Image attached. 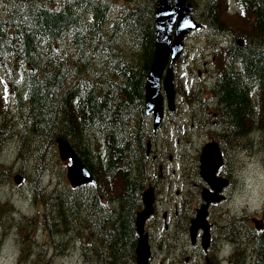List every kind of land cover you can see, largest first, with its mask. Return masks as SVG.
Here are the masks:
<instances>
[{
    "label": "trees",
    "instance_id": "trees-1",
    "mask_svg": "<svg viewBox=\"0 0 264 264\" xmlns=\"http://www.w3.org/2000/svg\"><path fill=\"white\" fill-rule=\"evenodd\" d=\"M188 1L204 24L212 78L184 91L189 102L209 108L205 119L197 118L200 130L218 140L220 171L232 178L238 152L259 146L264 153V0ZM155 6L156 0H0V73L14 89L7 98L0 93V152L11 140L17 144L29 168L18 171L30 178L41 207L32 223L39 221L50 238L83 241L84 264H136L143 192L149 184L160 192L166 174L164 155L147 151L154 141L145 87ZM195 64L190 70L197 74ZM58 136L94 182L69 181ZM198 154L196 145L184 150L193 179ZM11 173V166L0 167V187ZM12 206L0 199L8 220ZM260 213L261 228L246 213L225 210L216 218L232 264H264V207Z\"/></svg>",
    "mask_w": 264,
    "mask_h": 264
},
{
    "label": "flooded vegetation",
    "instance_id": "flooded-vegetation-1",
    "mask_svg": "<svg viewBox=\"0 0 264 264\" xmlns=\"http://www.w3.org/2000/svg\"><path fill=\"white\" fill-rule=\"evenodd\" d=\"M203 66L208 67V62H203ZM208 109L199 108L196 110L198 116L194 115V118L200 116L202 121ZM193 111L195 112V110ZM185 121L186 118L183 115V122ZM211 128L216 127L211 126ZM162 131L163 126L154 131L153 135V144L156 147V154L159 156L164 155V149L166 150L168 144L170 145L167 133ZM194 131L205 132L206 130L198 129ZM191 134L187 128L186 135ZM192 143V140H187L183 144L180 143V140H177L175 144L178 150L169 153L168 157L163 160L166 174L160 183V192L155 193L154 214L146 224L151 244V256L148 264H232V252H227V250H230V246L228 248L227 241L221 238L217 232L215 220L216 206L223 200L210 202L209 204L207 218L210 224V236L208 238L204 237L203 228L198 229L195 236H192L190 232L191 220L196 214L197 207L202 204L200 191L203 186L200 176L195 179L190 177L188 159L184 155V150L190 147ZM169 169L173 171L175 177L170 176ZM197 172L199 174V166ZM176 180L178 186L179 184L185 186L188 183H191V186L182 197H180V190H177V199L174 198L172 201L168 195L173 182ZM230 184H232V180H230ZM228 186L224 187L223 193H225ZM217 213H221V211ZM23 223L21 222L18 231L21 241H17L19 264H26L31 261H42L41 264H57V261L62 260L64 257H69L72 264H84L86 254L83 241L78 238L64 241L60 237L50 238L42 228L43 234L47 235V242L37 241L36 236L32 242H26L23 241L24 235L33 231L37 225L33 224L32 221L29 222L30 226H24ZM158 223L162 224V230L157 233L159 238H156L155 233ZM24 227H26L27 232L23 231ZM38 229H41L39 224ZM1 240L2 236L0 235V242H2ZM47 244L49 247L46 246ZM41 246L44 248L43 251L40 249ZM32 250H36V253H32Z\"/></svg>",
    "mask_w": 264,
    "mask_h": 264
},
{
    "label": "water",
    "instance_id": "water-1",
    "mask_svg": "<svg viewBox=\"0 0 264 264\" xmlns=\"http://www.w3.org/2000/svg\"><path fill=\"white\" fill-rule=\"evenodd\" d=\"M194 5L187 0H156L155 6V49L154 58L149 70L146 87V111L153 114V126L157 129L164 116V96L168 109L175 110L176 90L174 87L173 62L184 51V39L193 30L202 28V22L193 14ZM171 60V62H169ZM164 91V93H163ZM59 154L69 160L67 176L74 185L94 182L95 177L82 161L70 142L57 137ZM200 175L205 181L201 195L204 200L191 220L190 232L195 236L198 229H204V237L210 236L207 221L210 202L224 197L221 193L229 183L228 178L218 174L224 164L223 153L217 141L206 142L200 152ZM20 182L22 176H14ZM155 195L152 187L143 192V208L138 211L136 227L139 234L136 246L137 264H147L151 255L149 235L145 230L147 219L154 212Z\"/></svg>",
    "mask_w": 264,
    "mask_h": 264
},
{
    "label": "rangeland",
    "instance_id": "rangeland-1",
    "mask_svg": "<svg viewBox=\"0 0 264 264\" xmlns=\"http://www.w3.org/2000/svg\"><path fill=\"white\" fill-rule=\"evenodd\" d=\"M203 35V36H202ZM208 41L206 40V35L203 33H192L186 43V58H198L200 59L201 63L207 61L209 62V57H211L212 50L208 47ZM190 62L184 61L180 62L176 68V74H175V82L180 84V93L176 99V112L170 114L168 112L167 117H165L164 120V126L163 131L168 130V137L172 140V150L171 153L175 150V152L178 150L176 144L174 143L177 140H180V143H184L187 140H192V145L201 146L203 143H205L208 140L213 139L214 137L209 134L208 130L206 129V132H199L194 131L200 129V125L195 127V124L192 125L190 120H194V111H193V105L189 103V98L186 96V91L184 89L192 84L194 77L198 76L199 79H205L204 76L207 72L206 70L208 67L206 66H196L194 67L195 73L201 72L199 74H193L190 71ZM13 87L11 88L8 86L7 82L4 80V74L0 73V93H3V95L7 98L8 93L13 91ZM186 90V89H185ZM185 93H184V92ZM16 113V112H14ZM183 115L186 118V123L189 125V131L192 133L191 135H186V130L182 131V128H180L181 125H183ZM210 128V127H209ZM177 130V131H176ZM213 130H216V128H213ZM194 131V132H193ZM154 144L151 143L149 150L153 151ZM62 159V158H61ZM65 165L67 166L69 164L68 160H64ZM0 162H3L0 164V167H4L5 165L11 166V176L10 180L6 183H3L0 187V199L5 201L6 199H9L13 206L10 209H13V211L10 213L12 214L10 219H6L8 216H4V213L0 214V235L2 236V242H0V264H19L20 262L18 259V244L17 241H21V238H19L18 231L21 225V222H24V226H30L29 222L33 221V218L35 216L39 215V210L41 209L40 205H38L36 202L33 201L31 197V191L29 189V183L30 178L22 177L21 182L17 183L14 180L15 174H20L18 171L20 166H24L26 169H29L27 164L22 161V158L19 156V149L18 146L13 140L8 142L0 152ZM175 165V164H174ZM173 167V165H172ZM176 167V165H175ZM260 167H264V153L261 151V147H256L253 151L248 152L246 150H242L237 153V160L234 163L233 167L231 165L232 171V184L228 186L225 193H227L226 198L220 202L216 208V215L215 218H220L222 215V210H230L233 213H240V214H247V219L251 224H260L262 223V217L260 210L254 211V212H248L247 209H242L240 212H237L234 207L231 205V198L233 191L240 186L239 182L236 179V176L241 173L242 170L248 168L255 171H259ZM27 172V171H26ZM173 172V171H172ZM22 173V172H21ZM175 175L174 173L171 174V177ZM46 181H48L49 178H46ZM191 183H188L185 186H182L179 184L177 185V180L173 182L172 189L170 190V194L168 195L170 199L173 201V199H177V190H180V197L183 196V194L190 188ZM218 211H221V213H217ZM39 224V221H38ZM37 227L31 231L30 233H27V235H24L23 241L26 242H32L33 238L36 236L37 241L39 242H47L46 234H43L44 231L41 228L40 230ZM24 232H27L26 227H24ZM156 231L155 237L159 238V233ZM19 238V239H18ZM49 247V245H46ZM229 248V246H228ZM42 261H31L26 264H41ZM57 264H72L71 259L69 257H64L62 260H58Z\"/></svg>",
    "mask_w": 264,
    "mask_h": 264
},
{
    "label": "clouds",
    "instance_id": "clouds-1",
    "mask_svg": "<svg viewBox=\"0 0 264 264\" xmlns=\"http://www.w3.org/2000/svg\"><path fill=\"white\" fill-rule=\"evenodd\" d=\"M236 179L240 186L232 193L231 205L234 209L237 212L242 209L254 212L264 207V167H260L259 171L246 168Z\"/></svg>",
    "mask_w": 264,
    "mask_h": 264
},
{
    "label": "bare ground",
    "instance_id": "bare-ground-1",
    "mask_svg": "<svg viewBox=\"0 0 264 264\" xmlns=\"http://www.w3.org/2000/svg\"><path fill=\"white\" fill-rule=\"evenodd\" d=\"M73 240V239H72ZM73 255V254H72ZM76 255V254H75ZM63 259V258H62ZM72 261V260H71Z\"/></svg>",
    "mask_w": 264,
    "mask_h": 264
}]
</instances>
